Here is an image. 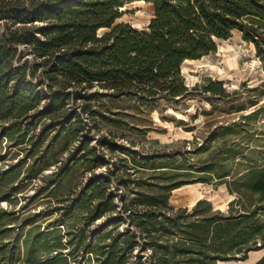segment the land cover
Here are the masks:
<instances>
[{
    "label": "trees",
    "instance_id": "trees-1",
    "mask_svg": "<svg viewBox=\"0 0 264 264\" xmlns=\"http://www.w3.org/2000/svg\"><path fill=\"white\" fill-rule=\"evenodd\" d=\"M141 1L155 10L144 29L117 22ZM235 31L264 64V0H0V204H9L0 206V264H218L263 250L264 81L190 87L181 71ZM194 99L211 103L204 114L215 125L194 154L216 143L196 162L192 150L131 152L112 130L95 147L81 135L101 123L134 124L145 135L155 112L185 124L164 113ZM216 112L234 117L224 122ZM73 141L82 149L69 169L105 166L100 146L124 157L108 176L92 174L75 198L29 211L39 196L57 195ZM197 183L225 185L228 210L207 199L171 205L175 190Z\"/></svg>",
    "mask_w": 264,
    "mask_h": 264
},
{
    "label": "rangeland",
    "instance_id": "rangeland-1",
    "mask_svg": "<svg viewBox=\"0 0 264 264\" xmlns=\"http://www.w3.org/2000/svg\"><path fill=\"white\" fill-rule=\"evenodd\" d=\"M152 7L151 4L146 2L128 4L124 8L123 17L117 22H128L138 29H144L154 17ZM181 71L187 85L190 87L202 83L206 79H212L223 82L224 87L228 91H233L241 88L243 84L247 85L246 88H251L260 85L264 81V64L257 56L254 44L244 41L241 33L238 31H235L230 39L220 40L217 52L202 58L199 64L182 67ZM244 93L247 96V90L244 89ZM211 107V103L207 100L200 101L194 99L180 106L177 110L170 108L164 113V116L168 119L173 118L177 121H185V124L181 125L162 119L161 115L155 112L152 115L155 121V130H151L145 135H141L134 124L129 127L115 128L102 123L98 128L100 130L93 129L90 126L81 135L85 140L91 142V147H95L97 139L102 135H106L109 130H112L116 136L118 146L129 148L131 152L140 151L143 154H152L155 151L170 153L177 149L192 150V154L187 157L189 161L196 162L195 159H205L211 152L215 151L214 147L216 143L207 152H203L197 156L194 154V149L201 147L205 138L212 133V128L215 126L208 123L214 117L204 114L205 112L208 113ZM74 112L79 113L77 109H73L72 113ZM214 115H218L219 120L226 117V119L223 118L224 122L234 117L232 114L226 112H216ZM193 128L195 130L189 131ZM121 134H126V138L118 137ZM81 149L82 145L80 142L73 141L69 145L68 152L63 155L61 166L69 169L72 160L80 156ZM100 151L101 155L106 158L107 164L105 166L90 173L85 171V167L79 163L76 168L69 169V173L62 187L58 190L57 195L49 196L48 194H44L39 196L36 199V203L28 210L40 213L45 211L49 205L50 207H55L70 196L75 198L79 194L80 188L89 181L92 174L108 176L110 172H114L116 169L115 162L118 161L119 157H124L122 151L111 152L105 146H100ZM129 164L131 165V162ZM53 171L57 172L60 170L54 167L51 171H47V173ZM38 184L40 183L38 182ZM114 190L115 188H111V192L118 193ZM73 191L76 194H72ZM34 193L35 190H31L24 194L26 196H33ZM200 199H207L212 202L215 209L226 212L233 196L230 195L225 185L215 186L213 184L197 183L175 190L170 203L174 207L192 208ZM0 206L9 208V204L7 203H1ZM147 256L148 254L145 253V257ZM263 256L264 249L250 253L249 259L246 261H229L219 264H255Z\"/></svg>",
    "mask_w": 264,
    "mask_h": 264
},
{
    "label": "bare ground",
    "instance_id": "bare-ground-1",
    "mask_svg": "<svg viewBox=\"0 0 264 264\" xmlns=\"http://www.w3.org/2000/svg\"><path fill=\"white\" fill-rule=\"evenodd\" d=\"M141 2H144V1H141ZM153 8V13L155 15V10H154V7ZM119 21V20H118ZM202 61V59H199V60H187L183 65L182 67H185L187 65H196V64H199L200 62Z\"/></svg>",
    "mask_w": 264,
    "mask_h": 264
},
{
    "label": "crops",
    "instance_id": "crops-1",
    "mask_svg": "<svg viewBox=\"0 0 264 264\" xmlns=\"http://www.w3.org/2000/svg\"><path fill=\"white\" fill-rule=\"evenodd\" d=\"M194 205H195V204H194ZM219 263H222V262H219ZM219 263H218V264H219Z\"/></svg>",
    "mask_w": 264,
    "mask_h": 264
},
{
    "label": "water",
    "instance_id": "water-1",
    "mask_svg": "<svg viewBox=\"0 0 264 264\" xmlns=\"http://www.w3.org/2000/svg\"><path fill=\"white\" fill-rule=\"evenodd\" d=\"M124 12V9L122 10ZM149 24V23H148Z\"/></svg>",
    "mask_w": 264,
    "mask_h": 264
}]
</instances>
